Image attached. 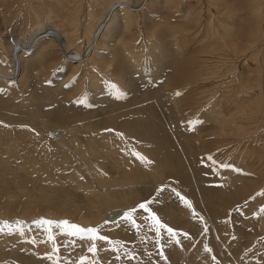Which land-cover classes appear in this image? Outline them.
I'll use <instances>...</instances> for the list:
<instances>
[{
    "label": "rangeland",
    "instance_id": "374dc122",
    "mask_svg": "<svg viewBox=\"0 0 264 264\" xmlns=\"http://www.w3.org/2000/svg\"><path fill=\"white\" fill-rule=\"evenodd\" d=\"M133 1L141 4L144 0H136L137 2L135 0ZM161 1L162 5H160L162 7L160 5L156 6L160 8L158 9L160 13L155 11V9L157 10L156 7L149 10L150 15L155 18V22L158 24H165V26L168 25V27H170V25L183 27V17L188 11L186 6L183 3H172L168 0ZM5 3L4 1H0V28L4 33L2 34L3 36L0 35V54H4L6 58H3L7 59L2 68H7L9 74L11 73V60L9 56L7 57V54L5 55V52L9 50L5 43L11 45L20 39L18 37H22V35L28 36L26 33H28L27 30L33 25V17L36 18V21L39 20V18L32 13L30 8L26 5L27 3L23 4L21 6L22 10L19 11L16 8H9ZM37 5L41 4L39 3ZM207 6L204 7L202 23L198 29L185 31L183 33L177 32L176 35H172L168 28L166 32L168 33V37L165 39L167 54H165L164 60L162 59L159 62L150 60L151 64L148 61L144 66L139 67L136 70L137 72H134L136 62L128 63V70L132 72V75L127 79V88L111 77H107L101 69H95L96 67L92 70L93 73L90 72L89 74L98 73L99 78H102V83L92 88L89 86V83H92L89 74L84 73L85 76L81 79H78L79 75L77 77L76 75L71 76L70 71L67 72V70L63 68V61L57 64V66L54 65V62H52L51 66L49 62L44 66V69L33 70L25 78V82L17 81L14 79L15 77H10L7 80L0 79V106L4 104L8 107V111L4 112L5 110H1L0 112V131H5L3 134L2 132L0 133L3 139L1 140L6 144L18 141L17 148L13 152L14 157L13 159L11 158L12 162L10 158L7 159L8 156H6V159L10 161L13 169L16 168V165H18L17 167H22L24 161H22L23 159H21V156L24 157L27 155L24 149H31L32 158H34L37 163L44 164L48 157L56 153L57 149L55 147L58 146V159L61 161L60 166L51 169V171L57 172L58 175L56 178L58 179L59 187H64L69 190L66 194H80L69 185L70 179L75 177L74 169L79 165L80 161V159L73 160L75 153H83L88 156L90 160L96 159L100 162L99 164L93 163L97 167V170L103 171L107 176L112 178L115 183L120 177H124L126 168L112 165L107 159L108 156H110L112 160L113 157L120 158L123 164L127 162L128 174L142 176L141 173L144 172L135 167L137 158L133 152H131V150L128 152V156L132 155L130 160H127L128 156L126 158L124 153L128 150V143H131L133 144L131 149H134V151L141 150L137 153L143 152L148 161L155 160L158 162L160 155L155 156L152 150V146L157 143L156 131L148 130L149 127H144V124H142V128L137 132L134 143L133 141L127 140L126 143L121 144L116 154H112L109 146L106 145V138L109 137L107 133L118 132V129L114 127H119L117 125L111 127L112 125L110 122L119 120L125 123L133 118V114L125 113V108L131 101H137L141 104L140 113L143 115V118H150L155 124L158 123L159 125L165 126L166 129L169 130V132L166 131L169 135H171V130L172 134L176 132L178 135H181L182 137H180L184 139L182 141L185 142L187 140L191 149L186 151V153L189 159L196 164L199 170H197V172L201 175L203 186L214 191L220 189L227 192L226 194L232 195L235 186H242L244 183L239 180L240 178L244 180H256L261 178V175L263 176L262 181L264 186V116L258 120L256 130L252 133L253 139L255 140L250 141L247 137L245 139L236 140L225 135L224 137L214 136L208 134L209 128L215 125L207 120L209 116L208 112L205 111L207 103L202 105L203 107L201 108L195 107L196 110H190L189 107H186L187 103L184 102V99L177 103V100H173L169 94L170 90L172 91L173 89V87H171L172 82L170 78L171 75L175 73L174 68L178 66L175 60H181V58H183L187 63V61H191L195 58L200 59V56L203 55L202 51L212 40L211 36L207 34L206 29L209 23L216 26L219 15L214 5ZM210 8H212V10ZM15 12L17 14L16 16L14 15ZM214 12L217 13L215 14ZM39 13L41 20H48L45 12L40 11ZM144 15L145 13H143V17L142 14L141 16L138 15V21L135 27V29H138L135 30V35L128 33L123 36L122 39L125 40V43L129 44L130 48H139L141 46L140 49L142 52L146 53L149 51L151 36L146 32L148 30L144 28V18L146 17ZM77 27L78 32L86 28L85 24H79L77 26L71 25V30L73 31ZM120 31L121 33L125 32L123 29ZM83 42L84 40L77 41L69 49L73 51H76L77 48H79V51L83 50L86 48V43ZM202 44L203 46H201ZM44 47L52 48L50 42L42 43L39 48ZM119 47V44H114L112 49L114 51L120 49V56H123L125 52L123 48ZM191 55H195L196 57ZM1 58L0 56V62L2 61ZM63 60H65V58ZM23 62H25L24 58ZM140 62L141 61H139V64L142 63ZM224 66L229 68L230 64H223L222 67ZM205 69L206 71L204 70V72L215 70L213 67L212 69L208 67ZM239 69H241V67L237 66L232 71L233 74L226 73L227 76L223 78L224 80L221 77L220 80L214 82L215 84L213 83L214 80H209V83L206 82L204 85L201 84L197 87L198 90L200 89L199 91L207 90V102L210 101L214 105L216 103V106L221 107L225 114L234 111V104H231V106L229 105V102L233 103L235 98L234 95L237 96V94H233V92L236 90L234 93H239L237 98H239L240 95L239 87L236 86L238 85ZM234 73L236 75H234ZM227 77H236V82L229 85V88L227 87ZM219 81L223 83L221 84ZM100 86L101 88H99ZM213 89L214 91H212ZM218 89H220V91ZM198 90L197 92H199ZM194 92L196 91H194L192 87H188L187 90L185 89V93L189 95H193ZM227 93H230L229 96ZM180 95L181 94L177 92L176 96L179 97ZM226 97L228 100L224 99ZM146 99L150 100L148 104L144 102ZM213 99H215V101ZM219 103H221L222 106ZM225 104H228L230 109H226L227 107L225 108ZM153 110L156 111V115L153 113ZM157 118L158 120H156ZM38 121L46 122L49 126L54 125L56 121L62 123L67 131L73 133V136H65L61 145L57 137L49 133L50 131L48 132L49 126L46 128ZM262 121L263 125L261 123ZM25 129H30L33 133L24 134L23 132ZM176 133L175 136L178 137ZM52 136L55 137L54 140ZM68 137L73 138L68 140ZM60 138H64V135H61ZM246 139L248 140L246 141ZM139 140L142 142V145L137 144ZM218 141H220L221 144L215 147V142ZM2 143L0 141V144ZM24 146H26V148ZM0 147H2V145ZM91 149L94 151L89 153ZM254 149L257 153L255 152V155L248 156L244 163L239 162V158L237 160V158L231 156L234 150L243 152L244 150L248 151ZM2 156L4 155H0V160ZM240 156L242 155H239V157ZM242 157H244V155ZM32 158L25 156V159L28 161H32ZM246 165L249 168L246 169ZM0 166V172H5L1 163ZM250 168L254 170H250ZM80 170L83 172L84 180L91 182V171L89 169L85 170L82 166ZM135 170L141 173H136ZM15 171L14 173L23 180L30 175L21 171L20 168ZM17 171L21 172L17 173ZM228 172L230 176L233 177L231 178L232 180H226ZM259 173L263 174L260 175ZM1 178H3L2 175H0V179ZM5 181L13 183L7 179H5ZM163 182L164 183L159 187L153 186L152 189L145 190L143 193L139 192L137 199L134 201L131 202L129 200V204H131L126 207V213H122L124 209L120 210L111 217H105L96 223H91L92 225H87L85 223V227V224L82 223L83 225H81L78 221L80 218L78 219L76 217L74 218L75 221L78 219L76 222H73L74 219H72L74 224L73 227L76 226V228H71V224L68 230V226H64L58 222L53 225L54 222L50 220L51 224L46 223V225L51 227L52 230L50 229V232L48 231V235L42 236L44 231L41 228L42 232L39 233L41 236L40 239H53L55 241L59 239L57 242L60 243V247L69 252V259L61 260V264H88V261H90L89 259L94 262H89V264H99V262L100 264H111L112 261H114L112 264H134L135 256L133 251L135 252L136 250L138 252H143V254L145 253V261L149 264H162L165 258H168L170 264H196V262L197 264H264V226L255 217L256 208H259L261 204H256V206H254L255 210H253V207L249 208L252 201L250 198L251 195L245 198L243 197L242 199L238 198L236 201L231 198L228 201L235 203L230 207L226 200L217 198L214 200L211 209L205 210L199 205L193 190H189L190 188L186 187V184L183 185L180 183L173 174H166ZM170 183L176 185V187L169 186L171 185ZM45 184L46 182L44 180H40L41 188ZM24 186L28 190H32L30 185L24 183ZM263 189L264 188L260 189L258 193L264 196ZM40 190L41 189H37L36 193H39ZM257 190L258 188L255 191ZM106 193L107 192L102 191L101 194L99 193V196L103 198V195ZM142 204L146 206L143 209L140 207ZM262 204L264 205V202ZM188 210H190V213L187 212ZM43 212L47 211L43 210ZM43 212H41V215L44 214ZM125 214L132 217L134 222L128 217L129 221H131V223L128 222V224ZM17 216L18 215H14V217ZM40 216L39 214L30 216L32 219L28 221L38 220ZM211 222L215 223V229ZM29 223L26 225L31 224ZM20 226L22 225H14V228H12L13 230L11 229L9 232L11 238H13L14 232L20 229ZM57 226L58 228H56ZM119 229L128 234L129 242L127 241V243L132 247L130 253L133 255L123 249L114 250L113 253L115 254L111 252L108 254L109 256L102 255V251L98 253L99 251L97 250L99 248L96 249V247L99 241L107 239L114 243L115 241L121 240V234H116L115 232V230ZM169 229H171V232ZM77 233L80 235H77ZM73 234H76L77 237L76 235L74 237ZM219 234L223 235L221 243L216 239ZM55 237L59 238L57 239ZM252 237H255V239L253 241L249 240ZM93 238L94 240L90 241ZM25 239L26 238L22 236L14 238L7 248L11 250L12 253L25 254L31 257L34 252L31 251L30 248L26 250L25 246L29 245L33 248L34 246L29 244L30 242L28 239ZM83 239L90 241L86 243V247L88 248L90 246L88 249L91 253L90 251L87 252L84 250L81 252L83 255L81 253L77 255L74 252L75 244L73 242L78 240V242L83 243V241H81ZM124 241L123 243H126ZM90 244L96 246L95 249H93ZM118 251L121 252V255L124 254L123 257L118 254ZM95 255H98V258L95 257ZM100 255H102L101 257L105 258L106 261L100 258ZM78 256L79 258H76ZM37 258L42 259V256H37ZM99 258L103 262L99 260ZM11 259V257L7 258L9 262ZM81 259L84 260L82 261ZM193 259L196 261L193 262ZM42 260L45 263H50V259L46 256H44ZM39 263L40 262H36V264Z\"/></svg>",
    "mask_w": 264,
    "mask_h": 264
},
{
    "label": "bare ground",
    "instance_id": "6f19581e",
    "mask_svg": "<svg viewBox=\"0 0 264 264\" xmlns=\"http://www.w3.org/2000/svg\"><path fill=\"white\" fill-rule=\"evenodd\" d=\"M0 1H4V3L6 2L5 4H7L9 8H16L18 11L22 10L21 6L23 4L27 3L26 5L30 8L32 13L39 18V20L36 21V18L33 17V25L27 30L28 33H26L28 36L22 35L24 38L18 37L20 39L11 45L5 43L9 49L5 52V55L7 54V57L9 56L11 60V73L8 74L7 68H2L5 60L7 59H4L6 58L4 57V54H0L2 57V61L0 62V79L7 80L10 77H15L14 79L17 81L25 82V78L33 70H42L49 62L51 63V66L52 62H54V65L57 66V64L63 61V68L67 70V72L70 71L71 76L76 75L77 77L79 75L78 79H81L85 76L84 73L89 74L92 72L94 67H96L95 69H101L107 77H111L118 83L122 84L125 88L128 87L127 79L130 75H132V72L128 70V63L136 62L134 69L135 72L139 67L144 66L148 61L151 64L150 60L154 62L161 61L165 57V54H167L165 39L168 37V33H166L168 28L172 35H176L177 32L183 33L185 31L187 32L193 29H198L202 23L204 7L207 5H214L218 12L214 13H217L219 16L217 18L216 26L209 23L206 29L207 34L211 36L212 40L202 51L205 56L202 55L200 56V59L195 58L191 61H187V63L183 60V58H181V60H175L178 66L174 68L175 73L174 75H171L170 78L172 82L171 87H173V89L172 91L170 90L169 94L173 100H177V103H179L178 101L184 99V102L187 103L186 107H189L190 110L201 108L203 107L202 105L207 103V108L205 109V111L209 114L208 117L206 116L207 120H209V122L211 121L215 125L212 128H209L208 134L214 136L217 135L219 137H224L225 135L236 140L242 138L245 139L246 137L250 139V141L255 140L253 139L252 133L256 130L258 120L264 116V0H168L172 3H183L188 9L186 15L183 17V27L175 25H170V27H168V25L165 26V24H158L155 22V18L150 15L149 10L154 9L160 4L162 5L161 0H144L141 4H138L136 0L135 1L137 3L133 0ZM39 3L41 5H37ZM158 9L160 8L158 7L155 11L160 13ZM210 9L212 10V8ZM40 11L45 12L48 20H41ZM143 13H145L144 16H146L144 18V28L148 30L146 32H148L151 36L149 51L146 53L142 52L140 49L141 46L139 48H130L129 44L125 43V40L122 39V37L128 33L135 35V30L138 29H135L138 21V15L141 16L142 14L143 17ZM14 15H17L16 12ZM79 24H85V30L78 32V27L73 31L71 30V25L77 26ZM121 29L125 32L121 33ZM2 31L3 30L0 28L1 36L4 34ZM77 33L81 35H78ZM82 40L86 43L85 49L80 51L79 48H77L76 51L69 49L74 45V43ZM46 42H50L52 48H39L42 43ZM114 44H119V48H123L125 52L123 56H120V49H117L116 51L112 49ZM203 44L201 46H203ZM23 58L25 59V62H23ZM64 58L65 60H63ZM139 61L142 63L140 62L141 64H139ZM223 64H230V66L229 68L227 66L222 67ZM211 66L215 70L204 72L207 67L212 69ZM237 66L241 67V69H239V77L237 80L238 85H235L239 87L240 95L239 98H237L239 93H234L236 90L233 92V94H237V96L234 95V100L231 96L233 103L229 102V105L231 106V104H234V111H230L231 113L225 114L221 107L216 106V103L214 105L210 101L207 102V90L199 91L200 89L198 90L197 87L201 84L204 85L206 82L209 83V80H214V83L215 81L220 80L221 77L223 79L227 76L226 73L233 74L232 71ZM234 75L236 74L234 73ZM89 76L92 81V83H89V86L94 88L101 85L102 78H99L98 73L89 74ZM235 79L236 77L226 78V80H228V88L229 85L236 82ZM188 87H192L196 92H194V94L191 93L193 95L185 93V89L187 90ZM99 88H101V86ZM197 90L199 92H197ZM218 90L220 91V89ZM212 91H214V89ZM177 92L181 94L179 97L176 96ZM215 99L213 100L215 101ZM224 99H227V97ZM144 102L145 104H148L150 100L146 99ZM229 105L225 104V108L227 107L226 109H230V107H228ZM140 108V103L137 101H131L126 106L125 113L133 114L134 117L125 123L119 120L110 122L112 125L111 127L116 125L119 127H114L118 129V132L107 133L109 137L106 138V145L109 146L112 154H116V151L119 149L121 144L126 143L127 140L133 141L134 143L137 132L141 130L142 124H144V127H149L148 130L156 131L157 143L152 146V150L155 156L160 155L159 161H148L143 152L137 153L141 150L134 151V149H131L133 144L128 143V150L124 153L125 157L127 158L128 152L131 150L137 158L135 167L144 173L135 170L136 173H141L142 176L128 174L127 162L123 164L120 158L113 157L112 160V158L108 156L107 159L110 163H112V165L118 167L123 166L126 168L124 177H120L115 183V181L107 176L103 171L97 170V167L93 164H99L100 162L96 159L90 160L89 157L83 153H75L73 160L80 159L81 162L79 161V165H77L74 169L75 177L70 179L69 185L73 190H77L80 194H66L69 190L64 187H59L58 179L56 178L58 174L57 172L51 171V169L60 166L61 161L58 159V146L55 147L57 149L56 153L48 157L44 164H39L34 158H32L31 149H24L25 154H27L25 156H29L33 160L28 161L25 159V156H21V159H23L22 161H24L22 167H17L18 165H16V168L13 169L10 161L14 157L13 152L17 148L18 141L6 144L2 141L3 139L0 134V141L1 143L4 142L0 144V146L2 145V147H0V151L2 150L0 155L5 156H2V159L0 160L2 167L5 169V172H0V175L3 176V178L0 179V264H36V262H40L39 264H61V260L69 259V252L60 247V243L57 242L59 237H55L58 239L57 241L53 239H40L41 236L39 233L42 232L41 228L44 231L42 236H46L48 235V231L50 232L51 227L46 225V221H53V225L58 222L64 226H68L69 230V226L71 224V228H76V226L73 227V222H76L79 218L80 220L78 221L81 225L85 223L87 225H92L105 217L108 218L117 214L120 210L124 209L122 213H126V207L131 204H129V200L132 202L137 199L139 192L143 193L145 190L152 189L153 186H161V184L164 183L163 181L165 180L166 174H173V176L179 180L180 183L183 185L186 184L185 186L189 187V190H193L196 200L205 210L211 209L214 200L217 198L220 200H226L228 206L230 207L233 203H235L228 201L231 198L236 201L238 198L242 199L243 197L245 198L248 195H251L250 198L252 201L249 208L253 207V210H255L254 206H256V204H261L259 208H256L255 217L264 226V205L262 204L264 202V196L258 193L260 189L264 188L262 181L263 176L261 175L263 173H259L261 178L256 180H244L243 178H240L239 180L244 183L242 186H237L235 182L236 186L232 195L226 194L227 192L220 189H217L216 191L208 189L206 186H203V183L201 182V175L197 172L198 169L196 164L189 159L186 153V151L191 149L187 140L185 142L182 141L184 140L181 138L182 136L178 135L176 132L172 134L171 130V135H169L167 133L169 130H167L165 126L159 125L158 123L155 124V122H153L150 118H143V115L140 113ZM1 110H5L4 112H6L8 111V107L1 104L0 112ZM153 113L156 115L155 110H153ZM156 120H158V118ZM263 121L261 122L262 125ZM38 122L46 128L49 126L46 122ZM1 132L2 134L5 133V131H0V133ZM30 132L33 133L32 130L25 129L23 133L29 134ZM48 132L55 135L61 145L65 136H73L72 132L65 129L64 124L58 123L57 121L54 125L49 126ZM175 133L178 137L175 136ZM61 135H64V138L61 139ZM72 138L68 137V140ZM54 139L55 137L53 140ZM248 139H246V141ZM137 144L142 145V142L139 140ZM220 144V141L215 142V147H218ZM24 147L26 148V146ZM93 151L94 150L91 149L89 153ZM255 152V149L248 151L244 150L243 152L234 150L231 153V156L237 158V160L239 158V162L244 163L248 156L255 155ZM239 155H244V157H239ZM6 156H8L7 159L10 158V161L6 159ZM140 157H143V160L140 159ZM131 158L132 155H129L127 160H130ZM81 166L84 167L85 170L89 169L91 171V182L84 180L83 172L80 170ZM19 168L24 173L30 174L29 177H24L25 180L19 178L18 175L14 173L16 172L15 170H19ZM245 168L247 169L249 167L246 165ZM250 170L254 169L250 168ZM21 171H17V173ZM231 178L233 177H231L228 172L226 180H232ZM5 179L12 181L13 183H9L5 181ZM40 180H44L46 182L42 188L40 187ZM24 183L30 185L32 190H28L24 186ZM169 186L176 187V185L172 184ZM257 188L258 190L255 191ZM37 189H41L39 193H36ZM102 191L107 192L103 195V198L99 196V193L101 194ZM43 210H46L47 212H43ZM41 212L44 214L41 215ZM187 212L190 213V210ZM38 214L39 216L41 215L38 220L28 221L29 219H32L30 216ZM14 215L18 216L14 217ZM76 217L78 219L75 221L74 218ZM128 217L132 222H134L132 217L125 214L127 223H131ZM72 219H74L73 222ZM27 223L30 225H26ZM211 224L215 229V223L211 222ZM14 225L22 226H20L19 230L14 232L13 238H11L9 232L12 228H14ZM56 228H58V226ZM115 232L116 234H121L120 241L118 240L113 243L107 239H103L102 241H99L97 247L92 246L91 244L90 245L93 249H95V247L96 249H101H98L97 251H99L98 253H101L100 251H102V255H108L111 252L113 253L114 250L117 251L119 249H123L124 251L130 253L132 251V247L128 245L129 243H127L129 238L128 234L124 233L122 230L120 231V229L115 230ZM77 235L80 234L77 233ZM19 236L28 239L30 242L29 244L34 246V248L29 245L25 246L26 250L27 248H30V250L34 252V254L31 253V257H28V255L25 254L12 253L11 250L7 248L9 243L12 242L14 238ZM222 237L223 235L219 234L216 239L221 243ZM87 239L81 240L83 243L78 242V240L73 242L75 244L74 252L77 255L84 250L87 252L90 251L88 249L90 246L88 245L89 247H86V243L89 241ZM254 239L255 237H252L249 240L253 241ZM92 240H94V238L90 241ZM123 241L126 243H123ZM135 252L133 251L135 256L134 258L136 259H134V264H146V258L144 257L146 256L144 255L145 253L143 254V252H138L137 250ZM120 253L121 252L118 254ZM102 255H100V258H103L101 257ZM123 255L121 256L123 257ZM37 256H42V259L46 256L50 259V263L47 261V263H45L41 258H37ZM97 256L95 255V257ZM9 257L12 258L10 262L7 260ZM76 258H79V256ZM100 258L99 260H101ZM104 259L105 258H103V260ZM194 259L193 262L196 261H194ZM81 260L83 261L84 259ZM89 260L88 264L89 262L94 263L91 259ZM113 262L114 261H112V263ZM162 264H170L168 258H165Z\"/></svg>",
    "mask_w": 264,
    "mask_h": 264
},
{
    "label": "snow or ice",
    "instance_id": "6c2138e0",
    "mask_svg": "<svg viewBox=\"0 0 264 264\" xmlns=\"http://www.w3.org/2000/svg\"><path fill=\"white\" fill-rule=\"evenodd\" d=\"M140 159L143 160V157H140ZM140 207L143 209V208H145L146 206L142 204V205H140ZM45 223H50V222H45ZM169 231L171 232V229H169Z\"/></svg>",
    "mask_w": 264,
    "mask_h": 264
}]
</instances>
